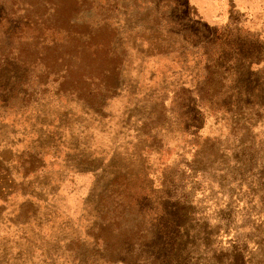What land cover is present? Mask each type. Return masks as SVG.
Masks as SVG:
<instances>
[{
  "label": "rangeland",
  "instance_id": "1",
  "mask_svg": "<svg viewBox=\"0 0 264 264\" xmlns=\"http://www.w3.org/2000/svg\"><path fill=\"white\" fill-rule=\"evenodd\" d=\"M0 264H264V0H0Z\"/></svg>",
  "mask_w": 264,
  "mask_h": 264
}]
</instances>
